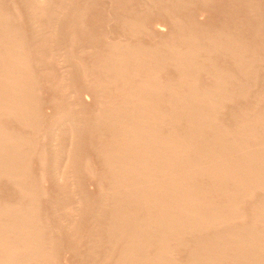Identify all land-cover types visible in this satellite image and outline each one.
<instances>
[{
  "label": "bare ground",
  "instance_id": "obj_1",
  "mask_svg": "<svg viewBox=\"0 0 264 264\" xmlns=\"http://www.w3.org/2000/svg\"><path fill=\"white\" fill-rule=\"evenodd\" d=\"M17 1L20 3L22 2L21 6H23L22 9L24 8L23 9L25 11L24 13H27L26 10L29 11L28 8L26 7H29L31 11L32 9L33 11L34 9H36L37 11L40 9L38 7H42V8L44 7V9L50 8L49 5L55 3L56 5H58L57 9H59V7H61L62 4L66 6V4L69 3V0H67L68 2L65 0L67 2L66 4L62 3L63 2L62 0H60L62 2H60L59 0H56V2L55 0L54 1L53 0H23V1L17 0ZM57 1H59V3ZM139 1H137V4L136 3L135 4L136 6L141 8L140 5H138ZM144 1L141 0V2L143 3V4L141 3L142 5H145ZM149 1L151 2L152 0H147V2ZM191 1L169 0L168 2L167 0L168 4L159 9V13L160 10L162 9L163 15L165 16L164 17L162 15V17H164L163 20L160 19L162 22L161 21L159 22L158 20L159 18H161L160 15L158 16L159 18L156 19L154 18L155 16L157 17V14H159L157 9L163 5V3L160 2V0L158 1L162 5L159 6L158 3V7L155 10L157 13H155V11L152 10L151 13L152 12L153 13L152 14L149 13V15L151 16L148 15L150 18L154 16L153 15L154 13L156 14L154 17H152V20L151 19L149 20L151 21V23H153V20L156 21L158 20V22L155 21L154 24H151L153 26L154 31L155 29H157L158 31L159 28L156 27L161 26V24L163 25V27L167 26L168 29L170 25V27H172L171 28L172 32L176 30L175 33L177 35L170 32L173 35L169 36L171 34L167 33L168 35L165 34L167 35V38L164 39L167 40L170 37L169 41L171 42H168V40L167 42L164 41L162 42L159 34L158 36L160 38L159 40L158 39L157 40L159 41V43L161 42L162 43L156 47L154 46L152 47V44L150 43H149L150 46H147L146 44H142L141 42L140 44L137 43L136 45H133V47H130L132 46L131 43L128 44L127 42L130 34H131L130 38L134 37L133 35H135V37L132 40L130 39V42L134 40L135 42L136 40L141 41L140 32L143 31L138 28L141 24V22L138 23V21H140L139 19L142 16H140L141 14H138L140 13L139 11L137 13V9H136L137 7L135 8L134 4L133 6L132 4L129 6V7L132 6L131 12L130 9H124V11L126 10V12H130V15H133L134 13L133 7H134V9L136 10V14H138L140 17V18L137 17L136 20L134 19L135 21H137V25L135 24L136 22H129L131 21L129 13H127V15L124 16V18L126 17L124 21L122 17L120 21H118L119 23L121 21L125 23L128 17H129L128 19H130L127 21V24L129 22V24L127 25V29H129L128 33H126V31L124 32V30L123 33L118 31L121 34L129 35L126 36L128 38V39L126 38L127 40L124 39L126 40L127 44L126 42L124 43V40L121 38L123 36L119 37L120 34H117V37H119V39L116 37L117 38L116 41L120 40V43L116 42V44L115 43L110 44L109 42L108 46H106L107 44L106 42L108 41V39L106 42L104 41L103 43L104 44L106 43L105 45H102L104 46V48L105 47L109 48V45H111L110 53L109 56L106 55L107 53L105 54L104 51L105 50L107 51L108 48L104 49L102 47L103 54L108 57L104 56L107 59L103 57L106 61L101 56L99 57L102 58V62L103 61L106 62L105 65H107L108 63L107 65L108 68L104 64H102L100 60H98V62L96 61L97 63L95 64L98 65L100 61L101 64L104 65V67L107 69V72H105L106 70L105 71L102 70L103 72L107 73V75L104 74L105 75L104 78L100 77V75L103 73V72L100 73L101 69H103L104 67H102L101 65L102 68L98 70L100 64L99 66H93L94 62H92L93 64L92 67L93 68L95 67L96 69L95 72L100 73L99 76H97L95 73V77L96 78L98 77L97 79L99 78H103V79L92 81L93 79H95L93 77L94 75L92 74V76L91 75L90 76L93 79H91V82L89 81L90 83L88 82L89 85L87 84L88 86L87 87L85 86L86 88L84 89V91L82 90L83 87L81 85L80 86L82 88L80 87L81 89L78 88L79 90L78 89L76 90L78 98L80 96L78 94V91L81 92L80 94L82 97L83 96L93 97L92 95H94L93 99H95L94 101L96 103L99 100L97 99L96 101V97L100 98L103 95L102 94L101 96H99L100 92L107 93L106 94L107 97L109 96L111 97V95L115 93L117 94L115 95V97L118 96L116 100H114V96L112 97L113 102H111V98H110L109 101L111 102V104H109L110 106L107 105V107L109 108H105L106 103L105 106L102 107V109L103 108L106 109L105 115L101 114V116H103L102 118L100 117V115L96 116L98 112L94 114L93 118L95 119L97 118L98 120V117H100L99 121L97 120L91 121L92 119L90 118L92 116L87 117L89 118L88 120L91 121L89 122L92 123L91 126H89L90 124L88 120H85L89 124L87 125V127L89 126L90 129L89 132L94 133V136L97 134V136L102 141L101 144L99 141L96 142L93 141L91 142L92 146L94 142H95L94 143L95 146L96 143L98 145L100 144L101 146L103 143L102 147L98 145L97 146L101 147L99 151L102 154L101 155L102 160L103 157L106 158L101 162L105 164L107 170L109 169L108 173L110 175L109 182L107 180V182L110 184L109 189H108V185L106 186V188L108 189L107 193L100 195V197L97 198V201L95 203H93L94 201L91 200L93 203V207H95V209L93 208L94 209L93 211L91 209L92 211L91 216L92 218L93 217L94 218L93 220L92 219L90 220H92V222L95 225H97L98 229H96V232L94 229L95 233L91 231V233L93 232V234H95L93 236L94 239H92L93 237L92 238L90 237L91 236L90 233L91 228H90L88 233V236L89 235L90 236L88 238H91L92 241L90 242L89 241L90 239L87 238V243L90 242L92 244L94 242L93 245L90 244V246H92V249L95 244L99 243V245L98 246L96 245V248L95 247L94 248L96 249V251H98L97 249L100 250L101 248L103 254H101L102 256L101 260L99 258V261L96 263H94V260L97 261L98 258L94 257L96 259L93 258L89 260L88 257V261H87V257H86L85 260L87 264H91V263L92 264H264V109H263L264 105L262 107V103H261L264 100V96L263 99L261 97V94L264 95V77H262V75L264 76V57L261 56L259 57L256 54H254V50H260L259 46H261L260 44L261 42H259L258 41L259 39L257 40L258 37L256 38L255 36L254 37L256 41L254 42L253 34L250 35L251 38L253 39V42L254 43L259 42L260 44V45H257V43L253 44V46L255 45L257 47V49H254L252 44L246 39H244L246 40V43L239 42L240 39L239 35L240 34L243 35L241 32L243 30L245 31L244 27H247L249 25L248 23L247 24L244 23L247 26L243 24L244 29L242 28L243 30L241 29L242 30L241 31L238 26L239 24L242 25V23L238 24L237 23L238 19H236V22L234 23L235 24L237 23L238 28L236 27V29H239L240 34L236 35L237 33L236 32L235 35L238 37L235 38L236 36L234 34L229 33L230 35H228L224 30H222L224 31V33L221 32L222 28H220V31H217L219 29H217V27H214L215 25L211 26L210 28L205 27V29L206 28L211 29L213 27L212 30H215L214 28H216V31L210 30L211 32H206L207 30H204L203 28L204 25L202 26L204 31L203 30L197 31L199 30L201 24L200 23L198 24V21L200 20H196L198 15H196L197 17L194 15L196 12V10L194 11V9H193L194 12H191V14L194 13L192 17L193 16L196 17L195 20L197 21L196 22L197 27L199 25L198 29L195 24H192L193 22H195V20L193 22H191L192 20L189 22L190 19H188V17L192 19L190 14H188L190 11H188L187 14L189 16H187L186 15L187 10L186 11L184 10L186 16L184 15V13L183 15L184 17L187 18H183L182 20L183 23L181 22L182 17L181 18L173 17L174 13H178L180 10L183 11V8L187 7L188 4H189L188 5L189 8L191 5L190 4ZM204 1L205 0L196 1L199 2L198 4H200V6H198L199 8L197 7L195 8L197 10L199 9L200 13H198L199 11L198 10L196 14L202 15L204 13L203 12L204 9L202 8L200 9L201 3H203ZM235 1L236 0H233V2L231 0L230 1L226 0L227 4L229 2H231L232 4L236 3ZM246 1L241 0V2H244L241 3L243 4L241 5L238 4L239 3L238 0L237 1L238 3L233 4L234 6L233 10L235 8L238 9L237 6L235 7V5L238 6L241 5V7L243 8L246 3L245 6L248 7L250 3L249 1L247 2ZM5 2L8 3L7 0H5ZM24 2H25V7H24ZM9 3H11V5L14 4L12 3L11 0ZM152 3L154 2L152 1L151 4ZM16 4L17 3L15 2V5ZM70 4L71 3H69L66 7H68ZM204 4L206 3L204 2ZM232 4L228 6L230 7ZM253 4L250 5L252 6ZM257 4H255L256 7ZM260 4L262 3L260 2ZM260 4L257 7L259 11L256 8L258 14L254 10V7L252 6V8H250L249 5V9L252 11L254 10L256 12L257 17L260 16L259 26L257 23L258 18H256L255 20V17L251 16L252 14L253 16L255 15L254 11H253L254 13L252 12L250 14L251 17L247 18V19L251 18L252 19L251 21L254 20L256 21L257 24L253 22L256 25L251 23L250 26V27H252L253 25L256 27L258 26V28L256 27L252 28V31L253 29H255L254 32L259 30H261L262 32L264 28L263 26L264 0L262 6ZM6 5L4 6L3 0H0V181L5 180V182L6 181L9 182L10 185L12 184L13 187L10 186V189L8 188L11 191L7 192V194H11V193L14 194L12 191L14 188L16 197L14 198L15 195L12 197L14 199L13 201L10 200L6 201V199L4 200L0 197L1 200L4 201V202H0V264H55V259L56 260L59 259V255H60L59 253L58 255L55 250L56 249L60 250L61 248L63 249L62 246L64 244L61 246L60 244L62 243H59L60 241H58L60 240V238L57 239L58 238L57 235L59 233L58 231L60 229L56 227L59 229L57 231L58 233H56L55 231L57 230L56 228L53 230L52 229L53 227L51 228V226L49 227L48 225H46V224L50 225L52 222L51 223H46V221L43 222V219H47V218H43V217H42L43 219L41 218V215H43V213L41 212L43 210L41 212L38 210L37 207L40 205L37 206V204H39L37 199H39V195L41 191L42 193L40 197L46 194V192L44 193L43 188H41L42 187V185L40 184L41 181L39 182L37 181L38 179L36 178L38 177H36V175L34 174L35 172H32L31 170L30 159L32 158L35 159L38 156L36 159L37 162L39 159L38 166H40L42 169L45 170L46 176L47 175L49 176L47 180L50 179L52 185L55 184L54 186L56 187L59 182H63V181L68 182L67 179H69L70 177L73 178L74 174H75L74 177H76V174L78 175L79 171L83 173L85 170L84 171L81 170L83 168H86L83 167V165L82 166L77 165L78 167H75V165L78 164V162L75 163V160H73L74 161L73 164L75 165L74 168L72 167V169H70L69 166H72L70 164L72 163L71 159L73 158L72 154L74 153L72 152L71 155L68 154L66 155L67 157H64L65 149L59 142H57V141H61L59 140L62 138L60 135L61 134L71 135L70 139H69L70 135H68V140H70L69 141L70 148L72 147V149H75V151H78L76 148H79L81 145H83L84 147V144H86L88 140L86 141V143L83 142L84 144H82L79 140V133H78L80 132L79 131L80 127L76 128L77 130L74 129L75 127L73 128L72 122L76 124V126L82 125L79 124V122L77 124L76 123L77 121L74 122L75 119L73 118V116H76L77 113L75 112L76 115L73 113V116H70L71 113L70 111H69L70 113L68 111H63L64 113L65 112L68 113L67 114L63 113L64 115L63 114L61 115V113L59 114L58 111H60V109L62 111V107L59 106L60 109L58 110L59 107L57 108L55 106L56 107L54 108L55 110L53 108L52 109L56 113L58 112V117L55 118V116L57 115L52 114L55 119L53 118L54 119L53 120L50 117L49 120L52 119L53 121L51 120L49 122L48 120L47 122L49 125L45 124L47 127L45 126H43L44 128L41 127L42 130L44 131H41L42 135L40 134V136L41 137L43 136L44 139H47V142L44 143L45 145H42L41 147L42 143H40V141L38 142L37 139L39 137L38 135L39 131L41 130V129L39 130V126H41L42 124L39 125L37 124L38 122L36 121V119H39V117H37V113H39V111L37 112V110H40V107L39 109H37L38 107L36 106L39 102H36L35 104V100H34L35 91L33 93L34 83L33 81L30 80L31 77L30 73L34 69L30 70L32 67L29 69V66H31L32 64L28 66L29 62L27 61H29L30 59L27 57L28 59L26 60L24 56L25 55L24 50L27 49H23V47L26 48L27 45L23 46L22 44H24L25 42L22 43V40H19V38L17 37V35L19 37L21 36L19 31L18 33L20 35L19 34L16 35L15 33V31L18 30L19 27L16 26V22H14V18H13L14 16L12 15V13L11 15L13 17L12 16L8 17L10 16V14L9 15L7 14V12L9 11L5 10V7L9 8V10H11V8L10 5L9 6ZM146 5L149 4L147 3ZM152 5L153 7H155L154 4ZM152 5L148 6L149 10H151V8L149 7H152ZM203 5L202 7L204 8ZM55 6L52 7L56 8ZM260 6L261 8H259ZM143 7L145 8V10H148L146 9L147 6H143ZM179 7H181L180 10ZM227 7L225 3V8L224 7L223 8L226 9ZM141 9L143 15L144 13L148 14L146 13V11H144L143 8ZM171 9L172 12H174L175 9L179 11L177 12L175 11L172 14L170 13ZM228 9H231V7ZM228 9L227 12L225 10L224 11L222 10V12L228 13L229 12ZM249 9L248 12L250 13ZM46 10L48 11L49 9ZM50 10H53V14L55 15L54 9L50 8ZM47 11L45 12L44 10L45 13L43 12L41 14L45 15ZM234 12L232 11L229 13L231 14L233 13V16L234 15L236 16ZM249 13H247L248 15L246 16H249ZM38 14L40 13L37 12V15ZM41 14L39 16L36 17L33 16V17L37 19L38 17L41 16L42 18ZM26 15L28 16L29 13ZM32 15H36V13L34 12ZM47 15L49 18L50 15L49 14ZM226 15L227 14H225V16ZM204 16H206V14ZM230 16L228 15V17ZM233 16H231L232 19H235L237 17H240L241 15L239 16L238 14L237 17L235 18H233ZM244 16H242V18L240 19L245 20L243 18ZM132 17H134V15ZM9 18H12L13 22L11 21L12 19L10 20ZM29 18H32L31 13ZM119 18L118 19L115 18V19L119 20ZM143 19H145V17L144 18L142 17L141 21H143ZM146 19L145 20L148 22L146 23L150 24L148 18ZM178 19H180V21ZM184 19H187L188 21L187 23L189 25L186 23V20L184 21ZM145 20L143 22H145ZM233 21L235 20H232V22ZM226 22L227 21H225V24ZM245 22H249V20L248 21L245 20ZM13 23L18 29H16V27L13 25L16 29L14 30V27L12 26ZM130 23L131 25L134 26L136 25L135 28L139 30H135V28L133 27L131 30V27L129 26ZM184 23L186 25H183ZM121 24L122 23H120V26L125 29L126 27L123 26V24L122 25ZM190 24L194 26L192 27L190 26ZM143 25L144 24L142 23L140 28H144L145 25L144 26ZM120 26L119 29L122 31L123 28H120ZM148 26L150 28L148 29L144 28L145 33L146 30L147 31L153 30L151 29L152 26L150 25ZM177 27L181 29L185 28L184 30L182 29L184 34L181 35L182 30L180 33L179 32L180 29L178 28L177 30ZM226 27L229 28V26ZM233 28H235V26H233ZM33 29H35V32L37 31L36 28ZM194 29H196L197 32H200V34L197 32L195 33ZM247 29H249V27ZM154 31H152V33H154L155 35V32L157 31L155 32ZM177 31L180 33V36H178L179 33ZM226 31L230 32L229 30ZM161 32L162 31L160 30V33ZM145 33L143 34L141 33V34L144 35L143 37L147 38V36H145L147 34ZM152 33L149 32V35ZM156 35L154 37H158ZM231 35H234V37H232ZM255 35L257 36V34ZM136 37L137 39H135ZM149 37L152 38L153 34L152 36L150 35ZM260 38L262 37L260 36ZM111 39H109V41L112 42V40L115 39L114 36L113 39L112 40ZM121 40H123V43L121 42ZM155 40L153 39V41ZM19 41H21L20 44ZM158 41L155 42L159 44ZM49 43H50L49 46L53 44V43L51 44V42ZM144 45H146L147 47H145ZM49 46H48L49 49H52V47H54L53 49L54 51L50 50L49 53L50 55L49 57L51 58V51H53V53L55 52V46L53 45L51 47ZM261 49L263 50L264 48L261 47ZM58 50L60 51V48L58 49L57 47L56 51L58 52ZM260 52L261 51L257 53L256 51L257 54H260ZM55 53L54 55H58ZM60 53L63 54V52L61 51ZM27 54L26 56H28ZM247 54H249V57ZM63 56L65 57V54L59 57L60 60L62 59L64 60V58H62ZM56 57L57 56H55V60ZM93 59L97 60L96 58H91V60ZM218 59L224 60V62L219 61ZM220 62L223 63L222 64L223 66L226 62L228 63L227 66L230 65V63L231 65L228 67L225 66L227 68L226 69L224 67L226 69L225 70L224 68H222V66H220ZM229 67H231V70L232 67H234V70H236L235 72L237 74L234 72V70H232L234 73L233 75L231 70L228 73L227 70L229 71L230 69ZM95 69L92 70L91 68L92 72ZM170 71L173 72L174 74L168 76V73L172 74ZM260 71L263 74L259 73V75H257L258 72ZM202 73H204V75ZM200 74L203 75L202 78L203 81L199 77ZM260 74H262L261 80L263 78V84L261 83L262 81L260 82V80L254 81V79H257L258 76L260 77ZM33 75L35 76V74H32V76ZM104 75L102 74V76ZM172 76L174 77V79L170 80L169 78L170 77L173 78ZM204 76L207 77L206 80H208L209 83L205 84L207 82L206 81L205 83H203L202 85L203 87H202L201 81L204 82L205 80L204 78H206ZM198 78L201 81H199ZM198 81L200 82V84L198 83L199 85H197ZM251 81H254L253 83L260 82L262 84L259 86V87L262 86L261 90H258L259 88L255 87L258 84L255 83L256 84V85L254 84L255 86L252 85L255 91L256 90L261 91L258 92V94L260 93V96L259 98H257V99L261 98L260 99L262 100L260 102L261 106L258 104L259 101L257 100H256L257 103L255 104L251 102L252 101L251 99H254L253 98L254 96L252 95L253 93L250 94L252 91L254 92V90H251L250 92V85H248L249 83H251ZM112 85L113 88H110L112 87ZM199 86H201V88ZM109 88L113 90L115 89V91L112 90L110 92L107 91V89ZM111 92L113 94H110ZM71 94L68 95L74 97L76 93L74 94V92L72 91ZM97 94L98 96H96ZM249 94L250 97H248ZM68 95L66 93V96ZM254 95L256 96V94ZM82 97L79 98V100L81 99L80 101H82ZM246 97L250 100L247 99H246L247 101L244 100ZM60 98L62 99V97ZM75 98L78 101L77 96H75ZM101 99H103L102 100L103 102L107 100L106 97L105 99L104 97H102ZM237 99L240 101L239 102L240 105H241V99L243 101H246V104L242 102V105L245 104L247 105V107L239 106V108L237 107L236 110L231 109L230 107H232V105L234 107V106H238L239 104L237 105L231 104L229 107L228 103L234 102V100L236 102ZM37 100H39V98ZM117 100L119 101L116 103L115 101ZM102 101L98 103H101ZM247 102H251V105L250 103ZM39 104L42 105L41 103ZM65 105H67V103ZM68 105L66 106L67 107L66 110L67 109L71 110L72 108L70 107L71 109H69ZM226 105H227L226 113H229L228 109L229 110L231 109V111H233V113L231 112L232 114H230V116L227 117L225 116L226 119H229L230 117L228 121H231V123L226 120H224V122L220 120L221 116L223 118V115L225 114L223 110H225ZM46 108H49V106H47ZM221 111L223 112V114H221ZM41 113L44 112L41 111ZM99 113H102L101 110ZM7 116L12 118L15 117V119L18 118L20 125L17 123V120L14 119V121L16 122L17 125H19L18 127L21 128L22 133L26 134L28 132L27 135L30 134L28 130L27 132H23L22 128H25L24 131H26V128L31 130L30 136L27 135L23 136L22 134H18V132H21L18 130H16V133H14L16 129L15 126L14 129L12 128L14 132H9L8 131L9 128H7L8 130H6V126H3L4 123H2V120L4 119L5 121V117ZM81 117H82L81 120H83V115ZM12 118H10V121ZM80 118L78 119L77 117V120L80 121ZM8 119L9 118L6 119L7 120L6 122H8ZM225 121L230 124L225 123ZM1 123L2 126L5 127V131L2 128ZM85 127L83 128L82 125V128H80V130L81 129L84 130L87 128ZM12 129H10V131ZM81 132L82 133L88 132V128L87 131L85 130L84 132L83 131ZM89 132L88 134H90ZM82 133H81V137L85 134L84 133L82 135ZM88 134H86L85 139L88 137L87 136ZM94 136L92 135V137ZM97 136H95L96 140H99ZM36 142H38L39 144L38 146L36 145V147L39 146L41 147V149L39 148L40 150L37 148L39 150L38 151L39 153L38 152H37L38 154L36 153L37 156H35L34 154L35 152L33 151L34 148L33 145ZM62 144H65L66 146L69 145V144L67 145L64 142ZM95 146L93 147L96 148L95 151L98 153L99 152L97 150L98 147ZM81 150L83 152V149H80V151L78 152H81ZM82 152L81 154L83 155ZM79 155L80 154H78V156ZM98 156L100 157V155ZM82 159L81 161L84 162V159L83 160ZM32 161L33 160H31V162ZM34 162L36 163V161ZM82 173H79L80 175H78V177L81 176ZM105 173L106 174H104L103 172L102 174L107 175L106 171ZM34 175L35 178L33 177ZM106 178H108V175L105 176V179ZM40 180H42L41 176H40ZM44 180L46 179L44 178ZM50 180L48 181L50 182ZM38 184H40L41 187H39ZM6 185L7 184H5V187ZM64 185H61L62 186L61 188H65L63 187ZM61 188H57V190L59 189L58 192L61 191L60 190ZM103 188L106 189L105 187ZM0 190L2 191V187L0 188ZM62 190H66V188ZM256 191H259V193H256L257 196L258 194L261 196L260 192H262L263 196L257 197L255 194ZM66 192H67V198H69L68 195L70 194H68V191ZM62 193L63 192L61 191L60 196L62 197L64 196L66 198L65 196L66 193L64 192L63 195ZM76 195L77 193L75 194V196ZM254 195H255V199L257 198V200L252 198ZM60 196L58 197L59 201L57 203H59L62 198V197L60 198ZM75 196H73V199H71V201L74 202ZM251 198L255 202L254 205L252 206L250 205L251 208L248 214L247 213L244 214L246 216L245 218L246 220H244V215H243L244 211L242 210L241 212L239 210V207L243 206V204L240 205L242 202ZM253 200H250L249 203L252 204L251 201L253 202ZM71 201L67 200V202L65 203L66 204L68 202L72 203ZM54 202L56 201H53V203ZM75 202L78 203L79 201L75 200ZM60 203L64 204L63 201ZM60 203L57 204V207L62 209L61 208L62 205L60 206ZM76 203L73 204L74 208H76V206L78 205L80 206L81 202L78 204ZM247 203L248 201H246L245 203L246 207L244 205V209L246 210L249 208L248 207L249 205L247 206ZM67 205L66 207L62 206L63 207V211L61 214L62 218L63 216L66 215L65 214L66 211L64 210V208H67ZM68 206L70 207L71 204ZM57 207L55 206L54 209L56 210ZM69 207L68 210L66 209L68 211V214L70 213V211H72L71 210L72 207L71 208ZM79 209L80 208H78V210ZM240 209H243V207L242 208L240 207ZM59 211L57 212L55 211L57 215H59L58 212L61 213V210ZM74 211L76 212L77 210L74 209L73 213ZM45 215L46 213L44 214V216ZM73 215L76 214L74 213ZM52 216L53 215L51 214V217ZM54 216H53L54 218L58 217L56 215ZM69 216L71 217L72 215L70 214ZM70 217L67 218L71 220L72 218ZM60 219H56V222H58V220ZM72 222L75 221L72 220ZM63 224L64 226H66L65 221L64 223L62 222L61 225ZM72 224L73 223H71V225ZM61 225L60 227L64 228ZM67 226L69 225L67 224ZM55 235L57 236L56 240H54V238L56 237ZM73 236L70 237L69 241L76 240V239L73 240L75 238V236L74 238ZM55 241L56 242L58 241L57 242L58 244H56ZM76 242L74 243L72 242L71 245L72 246L75 245ZM79 242L80 241H78V243ZM69 244L67 245L69 246ZM56 246L57 247L61 246V248L59 247L56 248ZM90 246L88 247L89 249L87 248L88 250H92L90 249L91 248ZM71 249L74 250V246L71 247ZM96 251L95 254H98ZM115 251L118 253H115ZM88 252H89L88 255L91 254L90 256L91 258L93 255L95 256V254H93L94 249L92 252L90 251ZM180 252L184 253L183 259L182 257L179 258L181 255L178 256V258L181 260L177 258V254L178 255L181 254ZM100 253L101 252H99L98 255H100ZM55 255L58 257L56 258ZM88 255L86 254V256ZM114 256L116 257L114 258ZM90 261L91 263H88Z\"/></svg>",
  "mask_w": 264,
  "mask_h": 264
},
{
  "label": "rangeland",
  "instance_id": "obj_2",
  "mask_svg": "<svg viewBox=\"0 0 264 264\" xmlns=\"http://www.w3.org/2000/svg\"><path fill=\"white\" fill-rule=\"evenodd\" d=\"M12 1V3H14L13 5H11V3H9L10 2V0H7V2L9 3H6L5 2V0H3V2H4V6L6 5V4H8V5H6V6H9L10 5V8H11V10H9V8H7V7H5V10H7V11H9V12H7V14L9 15L10 14V16H8V17H11L12 15L14 16H12L13 18H14V22H16V26H18L19 27V29L15 26V24L13 23L12 24V26L14 25L15 27H16V29H18V30H16L15 29V27H14V30H16L15 31V33H16V35L17 34H19L18 33V31L20 32V34H21V38L17 35V37L19 38V40H22V43H27V44H22L23 46H26L27 45V47L25 48V47H23L22 45V47H23V49H27V50H24V56H25V58H26V60L29 58L30 60H31V62H30V60L29 61H27V62H29L28 63V66L29 65H31V66H29V69L30 70H32V69H34L31 73H30V80L31 81H33V83H34V87H33V93H34V91H35V93H34V96H35V98H34V100H35V104H36V102H39V103H41L42 105H40L39 103L36 105L38 108L37 109H39V107H40V110H37V112L39 111V113H37V117H39V119H36V121L38 122L37 124H42L41 126H39V137H38V142L40 141V143H42L41 144V147H42V145H45L44 143H46L47 142V139H44V137L42 136H40V134L42 135V133H41V131H44V130H42V128L41 127H43V126H45V127H47L45 124H47V125H49L48 124V120H49V118L51 117L52 119L54 118V116L52 115V114H56L57 116H55V118H57L58 117V112H59V114L61 113V115L64 113L63 111H70L69 113H70V116H73V113L75 114V112L77 113V115L76 116H73V118L75 119L74 120V122H76L77 124H78V122H79V124H82L83 125V128L86 126L87 127V125H89V126H91V124L92 123H90L91 121H95V120H97V118L95 119V118H93L94 117V114H96L97 112V115L96 116H99L100 115V117L102 118L103 116H101V114H103V115H105V108H109V107H107V105H109V104H111V102H113L112 101V97L114 96V100H116L117 99V97L118 96H116L115 97V95H117L116 93L115 94H113L112 92L110 93V94H113V95H111V97L109 96V97H107L106 96V94L107 93H102V92H100V94H99V96H101L102 94V97H104V99H105V97H106V99L108 100H105L104 102L102 101L103 99H101L102 97H96V96H98V94L95 96L96 97V101H97V99H101L100 101H102L101 103H98V102H100L99 100H98V102L96 103L94 100L95 99H93V97H94V95H92L93 97H91V96H88V97H82L81 96V92H79L78 91V94L82 97V101H80L79 100V98H81L80 96H79V98H78V95H77V89L78 88H80L81 86L83 87V91H84V89L89 85V83L91 82V79H93L91 76H92V74L94 75L93 77L95 78V79H93L92 81H94V80H102L104 77H105V75H107V73H105V72H107V69L104 67V65L106 64V60L105 59H107V58H105L104 56H106V55H108L109 56V53H110V46L111 45H109V48L108 47H105L104 48V46H102V45H105L106 43V46H108V43L110 42V44H112V43H115L116 44V42L118 43H120V40L119 41H116L117 40V38L119 39V37H121V36H125L124 38L123 37H121L123 40L124 39H126L127 37L126 36H129V35H125V34H121V33H123V30H124V32L126 31V33H128V30L129 29H127V25L129 24V22H136L135 24L137 25V21H135L136 20V18L137 17H139V15L138 14H141L140 16H142L143 18L145 17V19L146 18H148V21L151 19L152 20V17H154L156 14L155 13H157L155 10L157 9V7H158V3H159V6L160 5H162L161 3H163V5L161 6V7H159L157 10H158V13H159V9L160 8H162L163 6H165V5H167L168 3H167V0H165L166 1V4H165V1L164 0H160V2H158L159 0H152L154 3H152V4H154V6L155 7H153V5L151 4V2L149 3V2H147V0L146 1H144V0H142V1H144V3H145V5H142L143 3L141 2V0L139 1V0H69V3H71L70 5H72V6H68V7H66L69 3H67L65 0H62V1H60V2H62V3H64V4H66V6L65 5H63L62 3V6H61V4H60V6L62 7H59V9H57L58 8V5H56L55 3H53V1H52V5H49V7L51 8V9H54V13H55V15L53 14V10H50V8H45L44 9V7L42 8V7H38V8H40L39 10H37L36 11V9H34V11H33V9H32V11H33V13L35 12L36 13V15H32L33 13H32V11L29 9V7H26V8H28V10L29 11H27L26 10V12L27 13H24L25 11L22 9V7L23 6H21L22 5V2L20 3V2H18L17 0L15 1L14 0V2H13V0H11ZM23 1V0H22ZM59 1H57L58 3H59ZM65 1V2H64ZM122 3H121V2ZM136 1V2H135ZM137 1H139V3H138V5H140V7L141 8H143L144 9V11H146V13H148V14H145L144 13V15H143V12H142V9L141 8H139L138 6H136V4H137ZM163 1V2H162ZM191 1V0H190ZM196 1H200V0H194V1H191L190 2V7L188 8V5H187V7H184L183 8V11L182 10H180L181 9V7H179V10H176L175 9V11L177 12V11H179L178 13H174L175 11H174V9H173V11L174 12H172V9H171V11H170V13H174V18H178V17H182L181 18V22H182V20H183V18H187V17H184V15H185V11H186V15L187 16H189L188 14H190V16L192 17V15L194 14H191V12H194L195 10H196V12L199 10H197V9H195L196 7L197 8H199L198 6H200V4H198L199 2H196ZM202 1V0H201ZM228 1V0H227ZM230 1V0H229ZM232 2H233V0H231ZM238 0H236L235 2L236 3H238L237 2ZM242 1H244V0H242ZM246 1V0H245ZM247 1H249V3L250 4H253V2H254V4L252 5L253 7H254V10L256 11V8L259 6V4H260V2L263 4V0H247ZM246 1V2H247ZM15 2L17 3L16 5H15ZM55 2H56V0H55ZM128 2V3H127ZM131 2V3H130ZM168 2H169V0H168ZM196 2V3H195ZM204 2L206 3V4H204ZM203 3H201V7H200V9L202 8V9H204V13L202 14V15H199V14H196V12H195V16L196 15H198V17H197V19H196V17L195 16H193L192 17V19L190 18V17H188V19H190L189 20V22L191 21V22H193L195 19L196 20H200V21H198V24L200 23L201 25H200V28H199V25H198V27H197V21L195 20V22H193L192 24H195L196 25V27H197V29L199 28V30H197V31H200V30H203V28H204V30H207L206 32H211V31H216V28H214L215 30H212V28L211 29H209L211 26H213V25H215L214 27H217V29H219V30H217V31H220V28H222L221 29V32H223L224 33V31L226 32V34H228V35H230V34H234L235 35V33H236V35H239L240 34V31H239V29H236V27L238 26L237 25V23L239 24V23H242V25L241 24H239V28H240V30L244 27L243 26V24L244 23H248V25L249 26H247L246 24H244L245 26H247V27H244L245 28V31L243 30H241L242 32V34L243 35H239V42H244V43H246V40L247 41H249L251 44H252V46H253V44H256V43H254L255 41H256V39H255V37L257 38V40L259 41V42H261L260 44H261V46H259L260 47V50H254V54H256L257 56H261V57H264V55H263V53H264V49L262 50L261 49V47L262 48H264V28H263V30H262V32H261V30H259V31H256V32H254L255 31V29H253V31H252V28H255L256 26H254V25H256L257 23H258V26H259V22H260V16H256V12L254 13L252 10H250L249 9V5H248V7L247 6H245L246 5V3H245V5H244V7L242 8L241 7V5H243V4H241V3H244V2H241V0H239V3L238 4H241L240 6H238V5H235V7L237 6V8L239 9H234L233 10V8H234V6H233V4H236V3H231V2H229L228 4H227V2H226V0L224 1V0H205ZM208 2V3H207ZM258 4H257V3ZM20 3V4H19ZM57 3V4H58ZM120 3V4H119ZM136 3V4H135ZM142 3V4H141ZM149 4V5H146V4ZM225 3H226V7L228 6V5H230V4H232L230 7H231V9H228V8H230L229 6L226 8V9H224L225 8ZM73 4H75V5H73ZM123 4V5H122ZM132 4V6H133V4L135 5V8L137 9V13H138V11L140 12V13H138V14H136V10L134 9V7H133V11H134V13H133V11H132V13H133V15H134V17H135V15H136V17L134 18V17H132L133 15H130V12H131V8H132V6L131 7H129L130 5ZM152 5V7H149V8H151V10H149L148 9V6H151ZM193 4V5H192ZM197 4V5H196ZM204 4V5H203ZM255 4H257V7H256V5ZM262 4H260L261 6H262ZM20 5V6H19ZM56 5V6H55ZM85 5V6H84ZM105 5V6H104ZM142 5V6H141ZM157 5V6H156ZM202 5L204 6V8L202 7ZM27 6V5H26ZM55 6L56 8H53V7ZM143 6H147V8L146 9H148V10H145V8L143 7ZM205 6H207V7H205ZM224 8H223V7ZM252 6L250 5V8H252ZM261 6L259 7V8H261ZM24 7H25V2H24ZM72 7V8H71ZM194 7V8H193ZM240 7V8H239ZM246 7V8H245ZM7 8V9H6ZM37 8V9H38ZM64 8V9H63ZM76 8V9H75ZM178 8V7H177ZM192 8V9H191ZM220 8V9H219ZM223 8V9H222ZM242 8V9H241ZM250 10V13L248 12V9ZM14 9V10H13ZM46 9H49L48 11L46 10ZM60 9H62V10H60ZM75 9V10H74ZM78 9V10H77ZM124 9H130V12H126V10L124 11ZM140 9H141V11H140ZM190 9V10H189ZM193 9H194V11H193ZM227 9L229 10V12H234V11H236V12H234V14H236V16L234 15L233 16V13L231 14V13H226L227 12ZM241 9V10H240ZM245 9V10H244ZM42 10V11H41ZM44 10H45V12L47 11V13L44 15V14H41V13H43L44 12ZM61 12H60V11ZM83 10V11H82ZM152 10H154L155 11V13L153 14L154 16H152V17H150L149 18V16H151V15H149V13L150 14H152L151 13V11ZM162 10V9H161ZM160 10V13L159 14H157V17L155 16L154 18L156 19V18H159L158 16L160 15L161 16V18H159L158 20H159V22L161 21V20H163V18L165 17L164 15H163V10L161 11ZM185 10V11H184ZM222 10L224 11H226V12H222ZM257 10L259 11V9L257 8ZM11 11V12H10ZM31 11V12H30ZM52 11V12H51ZM56 11V12H55ZM57 11H59V12H57ZM122 11V12H121ZM150 11V12H149ZM188 11H190L189 13H188ZM207 13H206V12ZM37 12H39L41 15H42V18H41V16L40 17H38L37 19L35 18L36 16H39L40 14H38L37 15ZM44 12V13H45ZM73 12V13H72ZM124 12V13H123ZM162 12V13H161ZM237 12H240V13H237ZM243 12H245V13H243ZM249 13V16H246V15H248L247 13ZM254 13L255 15L253 16V14L251 15L252 17H255V20H256V18H258L257 19V23H256V21L254 20V21H251L252 19L251 18H249V19H247L248 17H251L250 16V14L251 13ZM11 13H12V15H11ZM29 13V15L27 16L26 14H28ZM30 13H31V17L32 18H29L30 17ZM63 13V14H62ZM127 13H129V16H130V18H131V21H129L128 22V24H127V21L128 20H130V19H128L127 18V20L125 21V23H123V21H124V19H126V17L124 18V16H126L127 15ZM183 13H184V15H183ZM188 13V14H187ZM198 13H200V10L198 11ZM201 13H202V11H201ZM260 13V12H259ZM47 14H49L50 15V17H51V19H50V17L48 18V15ZM51 14H52V16H51ZM80 14V15H79ZM85 14V15H84ZM110 14V15H109ZM171 14V15H172ZM178 14V15H177ZM182 14V15H181ZM206 14V16H204ZM225 14H227L226 16H225ZM230 14H231V16H233V18H235V17H237V15L239 14V16L240 17H237V18H235V19H232V17L230 16ZM257 14H258V12H257ZM76 15V16H75ZM114 15V16H113ZM147 15V16H146ZM149 15V16H148ZM162 15L164 16V17H162ZM176 15V16H175ZM185 15V16H186ZM228 15L230 16V17H228ZM245 15V16H244ZM260 15V14H259ZM25 16V17H24ZM33 16H35V17H33ZM59 16V17H58ZM203 16V17H202ZM221 16V17H220ZM225 16V17H224ZM242 16H244L243 18L246 20V21H248L249 20V22H245V20H243V19H240V18H242ZM53 17V18H52ZM56 17H57V19H56ZM62 17V18H61ZM110 17V18H109ZM120 17V18H119ZM121 17H122V19H123V21H121L120 23H122L123 24V26H125L126 28L124 29L123 27H121L120 26V23L118 22V21H120V19H121ZM141 17V18H142ZM195 17V18H194ZM201 17V18H200ZM224 17V18H223ZM34 18V19H33ZM60 18V19H59ZM84 18V19H83ZM115 18H119V20H117V19H115ZM140 18V17H139ZM141 18L139 19L140 21H138V23H140L141 22V24H140V26L142 25V23L145 25V29L147 28H150L148 25H150V26H152L151 24H154V22L156 21V20H153V23H151V21H149L150 22V24H147L148 22L145 20V19H143V21L145 20V22H143V21H141ZM204 18V19H203ZM220 18V19H219ZM231 18V19H230ZM10 20L12 19V18H9ZM34 20V22H33V20ZM50 19V20H49ZM75 19V20H74ZM132 19H133V21H132ZM135 19V20H134ZM161 19V20H160ZM214 19V20H213ZM236 19H240L239 21L237 20V23L235 24L234 22H236ZM254 19V18H253ZM28 20H30V21H28ZM69 20H70V22H69ZM158 20L156 21V22H158ZM179 21H180V19H178ZM186 20V23L188 22L187 21V19H184V21ZM224 22H223V21ZM229 20H231V21H229ZM232 20H235V21H233L232 22ZM243 20V21H242ZM12 22H13V19L11 20ZM43 21V22H42ZM113 21V22H112ZM221 21H222V23H221ZM225 21H227L226 22V24H225ZM40 22H42V23H40ZM45 22V23H44ZM77 22H78V24H77ZM147 22V23H146ZM162 22V21H161ZM230 22V23H229ZM232 22V23H231ZM253 22H255L256 24H254ZM34 23V24H33ZM40 23V24H39ZM49 23V24H48ZM112 23V24H111ZM183 23V22H182ZM220 23V24H219ZM251 23H253L252 25L254 26H252V27H250L251 26ZM51 24V25H50ZM52 24H54V25H52ZM69 24V25H68ZM74 24V25H73ZM121 24V25H122ZM188 24V23H187ZM192 24H190V26H192ZM207 26H206V25ZM223 24V25H222ZM225 24V25H224ZM230 24V25H229ZM68 25V26H67ZM76 25V26H75ZM101 25V26H100ZM135 25V26H136ZM143 25V26H144ZM160 25V24H159ZM168 25V24H167ZM183 25H186L185 23L183 24ZM189 25V24H188ZM204 25V26H203ZM36 26V27H35ZM54 26V27H53ZM119 26H120V28H123L122 29V31L119 29ZM130 27H131V30H132V27L133 28H135V26L134 25H131V23H130V25H129ZM140 26L138 27L140 30H142L143 32H140V35H141V41H137L136 40V42H135V40L134 41H131L130 42V39L132 40L134 37H135V35H133L134 37H131L130 38V36H131V34H130V36H129V39H128V44H130L131 43V45L132 46H130V47H133V45H136L137 43L138 44H140V42L142 43V44H146L147 46H150L149 45V43L150 44H152V47L154 46V47H156V46H158V45H160L163 41L164 42H167V40H168V42H171V41H169L170 40V37L169 36H172L173 34H176L175 33V31L176 30H174V32H172V30H171V28L172 27H170V25H169V29L171 30H169L168 29V27L167 26H165V27H163V25L161 24V26H158V27H156V28H159L158 29V31H159V33H158V31H157V29H155V31H157V32H155L154 31V29H153V26H152V28L151 29H153L152 31H154L155 32V35H156V33H157V35L156 36H158L159 34V36L161 37H154L155 35H154V33H152V31L150 30H148L150 33H152L153 34V37L152 38H150L149 36L151 35L152 36V34H150L149 35V32L146 30V33L144 32V28H140ZM146 26H148V27H146ZM194 26V25H193ZM192 26V27H193ZM202 26H203V28H202ZM226 26H229V28L228 27H226ZM233 26H235V28H233ZM258 26L256 27V28H258ZM264 26V25H263ZM47 27V28H46ZM162 27V28H161ZM189 27V26H188ZM205 27H209V28H206L205 29ZM237 27V28H238ZM249 27V29H247ZM33 28H36L37 29V33L35 32V29H33ZM39 28V29H38ZM41 28V29H40ZM52 28H53V30H52ZM69 28H71V29H69ZM161 28V29H160ZM178 28L179 27H177V30H178ZM226 28V29H225ZM250 28H251V30H250ZM139 29H136L135 28V30H139ZM163 29V30H162ZM180 29V33H181V30L183 29H181V28H179ZM185 29V28H184ZM183 29V30H184ZM21 30V31H20ZM29 30V31H28ZM57 30V31H56ZM65 30V31H64ZM160 30L162 31L161 33H160ZM183 30H182V33H181V35L182 34H184V32H183ZM195 30V33L197 32L196 31V29H194ZM203 30V31H204ZM211 30V31H210ZM222 30H224V31H222ZM226 30H229L230 32H227ZM231 30H232V32H231ZM238 30V31H237ZM248 30H250V31H247ZM69 31H70V33H69ZM118 31H120L121 33H119ZM133 31H134V29H133ZM235 31V32H234ZM253 33H252V32ZM28 32V33H27ZM55 32V33H54ZM170 32H172L173 34H171ZM178 32V31H177ZM178 32V33H179ZM251 34H250V33ZM69 33V34H68ZM80 33V34H79ZM143 33H145V34H147V35H145V36H147V38L146 37H143L144 35H142ZM167 33H169V34H171V35H169L168 37V39L167 40H165L164 38H167ZM180 33H179V35L178 36H180ZM197 33H199L200 34V32H197ZM230 33V34H229ZM248 33H249V35H248ZM19 34V35H20ZM61 34H62V36H61ZM117 34H120V36L119 37H117ZM165 34H167V35H165ZM253 34V37H254V42H253V39L251 38V36L250 35H252ZM255 34H257V36L255 35ZM56 35V36H55ZM58 35V36H57ZM68 35V36H67ZM116 35V36H115ZM149 35V36H148ZM165 35V36H164ZM177 35V34H176ZM234 35H231L232 37H234ZM235 35V36H236ZM244 35H245V37H244ZM259 35V36H258ZM54 36H55V38H54ZM65 36H67V37H65ZM112 37V39H113V36H114V40H112L111 39V37ZM138 36H139V34H138ZM163 36V37H162ZM195 36H198V35H195ZM246 36H248V37H246ZM260 36L262 37V38H260ZM39 37V38H38ZM104 37H105V40H104ZM110 37V38H109ZM117 37V38H116ZM238 36H236L235 38H237ZM242 37H243V39H242ZM51 38V39H50ZM52 38H54V39H52ZM98 38V39H97ZM120 38V39H121ZM140 38V37H139ZM139 38H138V40H139ZM144 38V39H143ZM146 38V39H145ZM150 38V39H149ZM155 38H156V40H155ZM159 38L161 39V43H159ZM50 39V40H49ZM107 39H108V41H107ZM109 39H111L112 40V42L111 41H109ZM126 39V40H127ZM135 39H137V37L135 38ZM142 39H143V41H142ZM153 39L155 40V41H158V43L159 44H157V42H155V41H153ZM158 39V40H157ZM163 39V40H162ZM244 39H246V40H244ZM252 39V40H251ZM24 40V41H23ZM26 40V41H25ZM36 40V41H35ZM55 42H54V41ZM123 40H121V42L123 43ZM126 40H124V43L126 42ZM241 40V41H240ZM251 40V41H250ZM83 41V42H82ZM106 42L105 44L103 43V42ZM145 41V42H144ZM237 41H238V39H237ZM49 42H51V44L53 45V46H55V54H58L59 55V53H60V51L61 52H63V54L62 53H60V55L58 56V55H54V53H53V49H54V47H52V49H49L48 48V46H49ZM65 42V43H64ZM87 42V43H86ZM127 42H126V44H127ZM134 42V43H133ZM144 42V43H143ZM151 42H153V43H151ZM249 42H248V44H249ZM259 42L257 43V45H260L259 44ZM21 43V41H19V44ZM57 45H56V44ZM133 43V44H132ZM154 43H156V44H154ZM59 44V45H58ZM29 45V46H28ZM37 45V46H36ZM52 45H50L49 47H51ZM146 45H144L145 47H147ZM129 46V45H128ZM142 46V45H141ZM29 47V48H28ZM40 47V48H39ZM57 47H58V49L60 48V51L58 50V52L56 51V49H57ZM104 49H106V48H108L109 49V51H108V49H107V51L105 50H103L104 52H105V54L106 55H104L103 54V52H102V49L103 48ZM254 47V49H257V47L254 45L253 46ZM94 48V49H93ZM45 49V50H44ZM99 49V50H98ZM50 50H53V51H51V58L49 57L50 55H49V53H50ZM86 50V51H85ZM32 51V52H31ZM67 51V52H66ZM91 51V52H90ZM256 51H257V53H259V51H261L260 52V54H257L256 53ZM26 52V53H25ZM29 52V53H28ZM31 52V53H30ZM66 52V53H65ZM100 52V53H99ZM28 53V54H27ZM44 53V54H43ZM53 53V54H52ZM84 53V54H83ZM26 54L28 55V56H26ZM64 55L65 54V57L63 56L62 58H64V60L62 61V60H60V58L59 57H61L62 55ZM90 54V55H89ZM96 54H97V56H96ZM102 54V55H101ZM30 55V56H29ZM53 55V56H52ZM93 57H92V56ZM248 55V57H249V54H247ZM46 56V57H45ZM55 56H57L56 57V60H55ZM66 56H67V58H66ZM96 56V57H95ZM99 56H101L105 61H103L102 62V58H100ZM108 56H106V57H108ZM28 57V58H27ZM31 57V58H30ZM54 57V58H53ZM42 58H43V60H42ZM53 58V59H52ZM91 58H96L97 60H91ZM99 58V59H98ZM57 59H59V60H57ZM67 59V60H66ZM37 60H40V61H37ZM91 60V61H90ZM98 60H100L101 62H102V64H104V65H102L101 64V62L99 61V63H98V65H96L95 63H97L98 62ZM219 61H222V62H224V60H220V59H218ZM56 61H58V62H56ZM97 61V62H96ZM92 62H94L93 64H92ZM105 62V63H104ZM222 62H220V66H222V68H224L225 66H227V62L224 64V66L222 65L223 63ZM43 63V64H42ZM61 63H63V64H61ZM91 63V64H90ZM216 63H219V62H216ZM40 64V65H39ZM51 64V65H50ZM56 64V65H55ZM79 64V65H78ZM99 64H100V67H98V70L99 69H101L102 67H104L103 69H101V72L100 73H102L103 71L102 70H106L105 72H103L102 74L104 75V76H102V74L100 75V73H98V72H95L96 71V69H95V67L93 68L92 67V65L93 66H99ZM72 65V66H71ZM89 65V66H88ZM90 65H91V67H90ZM101 65H102V67H101ZM107 65H108V63H107ZM107 65H105L106 67H107ZM230 65H231V63H230ZM230 65H228V66H230ZM227 66V67H228ZM90 67V68H89ZM59 68V69H58ZM89 68V69H88ZM91 68H92V70L93 69H95L93 72H92V70H91ZM108 68V67H107ZM226 68V67H225ZM224 68V69H225ZM230 69H229V71L227 70V72L229 73L230 72V70H231V67H229ZM227 69V68H226ZM225 69V70H226ZM232 70H234V67H232ZM231 70V71H232ZM38 71V72H37ZM90 71H91V73H90ZM236 70H234V72H235ZM171 72V71H170ZM95 73H96V75L97 76H99L100 75V77H103V78H99V79H97L96 77H95ZM172 74H170V73H168V76H171V75H173L174 73L173 72H171ZM236 73V72H235ZM259 73H262L261 71L260 72H258V74L257 75H259ZM32 74H35V76L33 75L32 76ZM86 74V75H85ZM203 75H204V73H202ZM202 74H200V78L202 79L203 78V75ZM234 73H233V71H232V75H233ZM237 74V73H236ZM236 74H235V76H236ZM263 74V73H262ZM262 74H260V77H259V79H258V77H257V79H254V81L256 80V81H259L260 80V82L263 84V78H262V80H261V75ZM91 75V76H90ZM202 75V76H201ZM206 75V74H205ZM44 76V77H43ZM175 76V75H174ZM207 76V75H206ZM206 76H204V77H206ZM34 77V78H33ZM36 77V78H35ZM58 77V78H57ZM70 77V78H69ZM85 77V78H84ZM173 77V76H172ZM262 77H264L263 75H262ZM72 78V79H71ZM75 78V79H74ZM87 78V79H86ZM242 78V77H241ZM240 78V79H241ZM39 79V80H38ZM170 80H173L174 79V77L173 78H169ZM199 79V78H198ZM205 80H204V82H202L203 81V79H202V81L199 79V81H201V86L203 85V83H205L206 81V83L205 84H207V83H209V81L208 80H206L207 79V77L206 78H204ZM239 79V80H240ZM242 80V79H241ZM35 81H37V82H35ZM90 81V82H89ZM197 82V85H199L200 84V82ZM254 81H251V83H249L248 85H250V92H251V90H254V92L252 91L250 94H252L254 97V99H251L252 101L251 102H253V104H255V103H257V101H259V105L262 103V107H263V105H264V103H263V101L262 100H260V99H257V98H259V96H260V93L258 94V92H261V91H258V90H261V87H259L260 85H262L260 82V84L257 82H255L256 84H258V85H256L255 83H253ZM57 82V83H56ZM87 82V83H86ZM89 82V83H88ZM238 82H241V81H238ZM199 83V84H198ZM36 84V85H35ZM62 84V85H61ZM73 84V85H72ZM83 84H84V86H83ZM86 84V85H85ZM88 84V85H87ZM204 84V85H205ZM256 86H255V85ZM61 85V86H60ZM81 85V86H80ZM255 86V87H257V88H259L258 90H256L255 91V89H253V86ZM38 86V87H37ZM86 86V87H85ZM201 86H199L200 88H201ZM81 87V88H82ZM203 87V86H202ZM252 87V88H251ZM80 88V89H81ZM110 88H113V85H112V87H110ZM107 89V91H115V89L113 90V89ZM115 88V87H114ZM256 88V89H257ZM58 90V91H57ZM65 90V91H64ZM69 90V91H68ZM79 90V89H78ZM72 91L74 92V94H75V96H77V99H78V101L76 100V98H75V96L74 97H72L71 95V93H72ZM106 91V92H107ZM60 92H62V93H60ZM63 92H64V94H63ZM108 92V93H109ZM66 93H67V95L68 94H71L69 97L68 96H66ZM62 94V95H61ZM73 94V95H74ZM250 94L248 95V97H250ZM254 94H256V96L254 95ZM38 95V96H37ZM105 95V96H104ZM252 95H251V97H252ZM258 95V96H257ZM263 94H261V97H262V99H263ZM60 97H62V99L60 98ZM72 98V100H71V98ZM256 97V98H255ZM39 98V100H37ZM75 98V99H74ZM84 98V99H83ZM109 98V99H108ZM110 98H111V102L109 101L110 100ZM55 99V100H54ZM250 100V99H248L247 97L244 99V100ZM85 100V101H84ZM236 100V99H235ZM235 100H234V102H229L228 104H229V107H230V105L231 104H239L238 106H234L233 107V105H232V107H230L231 109H235L236 110V108L238 107L239 108V106L240 107H247V105H245L246 104V101H243L242 99H241V105H240V101L237 99V101L236 102H238V103H236L235 102ZM257 100V101H256ZM67 101V102H66ZM93 101V102H92ZM107 101V102H106ZM119 100H117V101H115L116 103L118 102ZM256 101V102H255ZM262 101V102H261ZM46 102V103H45ZM64 102V103H63ZM72 102V103H71ZM109 102V103H108ZM114 102V103H115ZM242 102H244L245 104L244 105H242ZM251 102H247V103H250V105H251ZM261 102V103H260ZM67 103V105L69 106V109H71V110H66V106L67 105H65ZM81 103H82V105H81ZM105 103H106V107L105 108H103L102 109V107H104L105 106ZM48 104V105H47ZM52 104V105H51ZM65 105V107H64V105ZM71 104V105H70ZM74 104V105H73ZM103 104V105H102ZM113 104V103H112ZM227 104V105H228ZM252 104V105H253ZM39 105V106H38ZM58 105V106H57ZM227 105L225 106V110H223V112L225 113V114H227V115H223V118H222V116L221 115H219V116H221V118H220V120L221 121H223L224 122V120H226V121H228L229 119H230V117H229V119H226L225 118V116L227 117V116H230V114H232L233 113V111H231V109L229 110L228 109V112L229 113H226V111H227ZM43 106V107H42ZM47 106H49V108H46ZM51 106H53V107H51ZM58 108L59 106L60 107H62V111H61V109H60V107L58 108V110L60 109V111H58L57 113L54 111L55 109L54 108H56V107ZM110 106V105H109ZM248 106H249V104H248ZM261 106V105H260ZM71 107V108H70ZM42 108V109H41ZM54 110H53V109ZM64 108H65V110H64ZM94 108V109H93ZM50 109V110H49ZM75 109V110H74ZM81 109V110H80ZM264 109V108H263ZM45 110V111H44ZM52 110H53V112H52ZM57 110V109H56ZM94 110V111H93ZM100 110H101V112L102 113H99L100 112ZM234 110V111H235ZM41 111L42 112H44V113H41ZM51 113H49V112ZM47 112H48V114H47ZM68 112H65L64 114H67ZM104 112V113H103ZM223 112L221 111V114H223ZM232 112V113H231ZM41 113V114H40ZM88 113V114H87ZM63 114V115H64ZM229 114V115H228ZM42 115V116H41ZM48 115V116H47ZM51 115V116H50ZM83 115V120H84V122H83V120H81L82 119V116ZM53 116V117H52ZM92 116V117H91ZM59 117H60V115H59ZM77 117H78V119L80 118V121L79 120H77ZM87 117H91L90 119H92L91 121L90 120H88L89 118H87ZM100 117H98V120L97 121H99V118ZM7 118H9L8 119V122H6L7 120ZM10 118H12V117H5V121H4V119L2 120V123H4L3 124V126H6V130H8L7 128H9V132H14V128L16 127V129H15V132L14 133H16V130H18V131H21V128L20 127H18L19 125H20V123H19V119L17 118V119H15V117L14 118H12L11 119V121H10ZM42 118V119H41ZM54 118V119H55ZM86 118V119H85ZM14 119L15 120H17V123L19 124V125H17L16 124V122L14 121ZM40 119H41V121H40ZM51 119V120H52ZM53 119V120H54ZM51 120H49V122L51 121ZM52 120V121H53ZM85 120H88V122H89V124L87 123V121H85ZM41 123H40V122ZM100 121H101V119H100ZM225 121V123H227V124H230L231 123V121H228V122H230V123H228V122H226ZM45 122H47V123H45ZM82 122V123H81ZM2 123H1V126H2ZM84 123H85V125H84ZM87 123V124H86ZM226 124V125H227ZM72 125H73V128L74 129H76V128H82V125L80 126H76V124H74L73 122H72ZM2 126V128L4 129V131H5V127H3ZM15 126V127H14ZM89 126L87 127L88 128V132H89ZM231 126H232V124H231ZM85 127V128H86ZM228 127H229V125H228ZM13 128V129H12ZM44 128V127H43ZM80 128H79V131L80 132H78L79 133V140H80V142L82 143V144H84V143H86V141H87V145L86 144H84V147H83V145H81L79 148L80 149H83V152H82V150H81V152L83 153V155L81 154V152H78V151H80V149L79 148H76L78 151H75V149H72V147L70 148V140H68V135H70V134H66V135H64V134H61L60 136L63 138H61V139H59V140H61V141H57V142H59L63 147H64V149H65V153H64V157H67L66 155H68V154H70L71 155V153L73 152L74 154H75V156H74V154H72V159H71V161H72V163L70 164V165H72V166H69L70 167V169H72V167L74 168V165L75 164H73L74 163V161L73 160H75V163H77L78 162V164H76L75 165V167H78V166H82L83 165V167H86V168H83L81 171H84L83 173L82 172H80L79 171V173H82L81 174V176H79L78 177V175H80L79 173H78V175L76 174V177H74L75 176V174L73 175V178L72 177H70L69 179H67L68 180V182L67 181H63V182H59L58 184H57V188H61L62 186L61 185H64L65 183V185L63 186V187H65L66 188V190H62V189H65V188H61L60 190L63 192L62 193V195L64 194V192L66 193L65 194V196H66V198L63 196H60L61 195V191L60 192H58L59 191V189L57 190V188L54 186V185H52V182H51V180L50 179H48V180H50V182L47 180V178H49V176L47 175L46 176V174H45V170L44 169H42L40 166H38L39 164V159H38V162H37V154L39 153L38 151L41 149V147L39 146V147H36V145L38 146L39 144H38V142H36L33 146H34V148H33V151L35 152L34 154H35V156H37L35 159H30V165H31V170H32V172H35L34 174L36 175V177H38V178H36V179H38L37 181L39 182V181H41L40 182V184L42 185V187L40 186V184H38L39 185V187H41V188H43V190H44V193L46 192V194H42L43 196L42 197H40L41 196V193H42V191H41V193H40V195H39V199H37V201L39 202V204H37V206L38 205H40V206H38L37 208H38V210L41 212L42 210V212L41 213H43V215H41V218L43 217V218H47L48 219V217H49V219L47 220V219H43V222H45L46 221V223H51L50 225L49 224H46V225H48L49 227L51 226V228L54 230L56 227H58V228H56L57 230H55L56 231V233H58V238H57V236L54 238V240H56V238L57 239H59L60 238V240H58V241H60L59 243H62V244H60L62 247H63V249L61 248V246H58L59 248H61L60 250L59 249H56L55 251H56V253L59 255V259H55V264H57L58 262V264H83V263H85V264H87V262H86V257H87V261H88V257H89V260H91V259H93L94 257H96V258H98L97 259V261H95L94 260V263H96V262H98L99 261V258H100V260H101V254H103L102 253V251H101V248H100V250L99 249H97L98 251H96V245L98 246L99 245V243H97V244H95L94 246H93V249H94V252H93V254H95V251L99 254V252H101L100 253V255H98V254H95V256L93 255L92 256V258L90 257L91 256V254L90 255H88V251H90V252H92L93 251V249H92V246H90V242L92 241V239H94V235L95 234H93V232H94V229H95V232H96V229H98L97 228V225H95L93 222H92V220H93V218H92V216H91V212L95 209V207H93V203H95L96 201H97V198H99L100 197V195H102V194H106L107 193V191H108V189H109V186H110V184L108 183L109 182V178H110V175H109V173H108V170L106 169V166H105V164L103 163V162H101V161H103V160H105L106 158H104L103 157V160H102V157H101V153H100V151H99V149L103 146V143H102V146L100 145L101 144V140H100V138L97 136V134L95 135V136H97L98 138H99V140H96V137L94 136V133H91V132H89L90 134H88V132H84L85 130L87 131V128L86 129H81L80 130ZM10 129H12L11 131H10ZM24 129L25 128H22V130H23V132H27V130L29 131V133L31 134V130H29V129H27L26 128V131H24ZM46 129V128H45ZM77 130V129H76ZM81 131H83L84 133H82ZM81 133H82V137H81ZM18 134H22L23 136L25 135H27L28 134V132L25 134V133H22V131L21 132H18ZM30 134L29 135H27V136H30ZM86 134H88L87 136V138L85 139V137H86ZM92 135L94 136V137H92ZM64 136H66V137H64ZM92 138H91V137ZM81 137V138H80ZM90 137V138H89ZM105 137V136H104ZM43 138V139H42ZM65 138H67V139H65ZM71 138V135H70V137H69V139ZM83 138V139H82ZM95 138V139H94ZM42 139V140H41ZM85 139V140H84ZM89 139H90V141H89ZM102 139H103V136H102ZM105 139V138H104ZM92 140V141H91ZM43 141V142H42ZM93 141H99L100 142V144L98 145L97 143H96V146L94 145V143H93V146H95V147H98V146H101V147H98V153L95 151L96 150V148H94L93 146H92V143L91 142H93ZM105 141V140H104ZM103 141V142H104ZM68 143L67 145L68 146H66L65 144H62V143ZM84 142V143H83ZM89 142H90V144H89ZM89 145V146H88ZM92 147H91V146ZM98 145V146H97ZM36 147V148H35ZM39 150H38V149ZM91 148V149H90ZM34 149H36V150H34ZM69 149H71V150H69ZM95 152H94V151ZM38 152V153H37ZM68 152V153H67ZM37 153V154H36ZM76 153H77V155H76ZM34 154H33V156H34ZM78 154H80L79 156H78ZM96 154H98V155H100V157L98 156V155H96ZM32 156V157H33ZM76 156H78V157H76ZM97 158H96V157ZM76 157V158H75ZM80 157H82L83 159H84V162L83 161H81V159L82 158H80ZM82 159V160H83ZM100 159V160H99ZM31 160H33L32 162H31ZM34 161H36V163L34 162ZM70 161V162H71ZM101 162V163H100ZM105 162V161H104ZM33 163H34V166H33ZM78 165V166H77ZM86 165V166H85ZM38 167V170H37V167ZM88 166V167H87ZM105 166V167H104ZM105 169H104V168ZM33 169H36V170H33ZM42 169V170H41ZM40 170V171H39ZM88 172H87V171ZM39 171V172H38ZM104 172V174H106L105 173V171L107 172V175H108V178H106L105 179V176H107V175H104V174H102L103 172ZM40 174H38V173ZM85 173V174H84ZM101 174V175H100ZM35 175L33 176L34 178H35ZM71 175V176H72ZM103 175V176H102ZM40 176H41V178H42V180H40ZM44 178L46 179V180H44ZM103 178V179H102ZM74 180V181H73ZM95 180V181H94ZM107 180H108V182H107ZM106 181V182H105ZM5 180L4 181H0V186L2 187V191L0 190V197L2 198V199H6V201L8 200H10V201H13L14 199L12 198L14 195V198L16 197V193H15V190H14V188H13V193L14 194H12V196H11V194H7V192H10L11 190H9L10 189V186H12V184L10 185V183L9 182H5ZM65 182V183H64ZM76 182V183H75ZM104 182V183H103ZM9 183V184H8ZM63 183V184H62ZM108 183V184H107ZM5 184H7L6 185V187H5ZM2 185H4V186H2ZM108 185V189L106 188V186ZM9 186V187H8ZM60 186V187H59ZM0 187V188H1ZM13 187V186H12ZM12 187H11V189H12ZM103 187H105L106 189H104ZM9 188V189H8ZM41 188H40V190H41ZM76 188H78V189H76ZM81 188V189H80ZM103 188V189H102ZM8 189V190H7ZM49 189V190H48ZM7 190V191H6ZM78 190V191H77ZM103 190V191H102ZM49 191V192H48ZM55 191V192H54ZM66 191H68V194H70V195H68V197L69 198H67V192ZM102 191V192H101ZM100 192V193H99ZM77 193V195L75 196V194ZM78 193H79V195H78ZM98 193V194H97ZM256 193H259V191H256L255 192V194ZM53 194V195H52ZM58 194H59V196H60V198H61V200H60V202H62L63 201V203L64 204H61L60 202V206L62 205V206H65L66 207V205L68 204V205H70L71 204V206L69 207L68 205H67V208H64V210L66 211V213L65 212H63V213H65L64 215L66 216H63V218H62V211H63V207L61 206V208L62 209H60L59 207H57V204H59V203H57L58 201H59V196H58ZM80 194H81V196H80ZM83 194V195H82ZM260 194H261V196L258 194V196H257V194H256V196L257 197H262L263 195H262V192H260ZM57 196V198H56V196ZM97 195V196H96ZM10 196H11V199H10ZM73 196H75L74 197V202L73 201H71V199H73ZM78 196V197H77ZM86 196V197H85ZM55 197V198H54ZM80 197H82V198H80ZM1 198H0V202H4L3 200H1ZM252 198H254L255 199V195L252 197ZM248 199V200H245L244 202H242L240 205H242L243 204V206H240L241 208L243 207V209H240V207H239V210L242 212V210L244 211L243 212V215L245 214V213H247L248 214V212H249V210H250V205L252 206V205H254V200L253 199ZM44 199V200H43ZM47 199V200H46ZM52 199H53V201H56V202H54L53 203V201H52ZM64 199V200H63ZM65 199H67L68 201H71L72 203H65V202H67V200H65ZM70 199V200H69ZM85 199V200H84ZM88 199V200H87ZM75 200L76 201H79L78 203H80V206L78 207V206H76V208H74V205L73 204H75L76 202H75ZM94 201L93 203H92V201ZM250 200H253V202L251 201V203L252 204H250L249 202H250ZM255 200H257V198L255 199ZM246 201H248V203H247V206L249 207L247 210L246 209H244V205H245V207H246ZM78 203H76V204H78ZM88 203V204H87ZM72 205H73V207H72ZM45 206V207H44ZM50 206V207H49ZM55 206L57 207V209L55 210L54 208H55ZM68 207L69 208H71V210L72 211H70V209H69V211H70V213L68 214ZM75 210H77L76 212H78V213H76L75 211H74V213L76 214V215H73L74 213H73V210L74 209ZM78 208H80L79 210H78ZM94 208V209H93ZM67 209V210H66ZM88 209V210H87ZM91 209H92V211H91ZM57 212V211H59V210H61V213H59L58 212V214L60 215V217H61V219H60V217H59V215H57V213L55 212V211ZM46 211V212H45ZM49 211H51V212H49ZM246 211V212H245ZM53 212H54V214H53ZM83 212V213H82ZM46 213V215L44 216V214ZM56 213V214H55ZM87 213V214H86ZM49 216H48V215ZM51 214L54 216V215H56V216H58L57 218H54L53 216L51 217ZM68 214V215H67ZM72 215V216H74V217H70L69 215ZM93 214V213H92ZM94 214H95V212H94ZM93 214V215H94ZM246 214V215H247ZM76 216V217H75ZM85 216V217H84ZM67 217H70V218H72L71 220L70 219H68ZM50 218H51V221H50ZM54 218V219H53ZM66 218V219H65ZM246 218V216L244 215V220H246L245 219ZM56 219H60V220H58V222L60 223L61 222V220H62V222L64 223V221H65V223H66V226H67V224L69 225V226H64V224L63 225H61L62 224V222L59 224L58 222H56ZM65 219V220H64ZM68 219V220H67ZM90 219H92V220H90ZM66 220H67V222H66ZM72 220L73 221H75V222H72ZM48 221V222H47ZM56 223H55V222ZM71 221V222H70ZM104 221H105V219H104ZM247 221H248V219H247ZM68 222H70V223H68ZM93 224H92V223ZM95 222V221H94ZM71 223H73L72 225H71ZM45 224V223H44ZM52 224H53V226H52ZM59 224V225H58ZM90 224V225H89ZM92 224V225H91ZM60 225L61 226H63L64 228H62V227H60ZM71 225V226H70ZM93 226V227H92ZM66 228V229H65ZM91 228V229H90ZM65 229V230H64ZM89 229H90V233H91V231H93L92 233H91V238H88L89 236H88V233H89ZM59 230V231H58ZM82 230V231H81ZM58 231V232H57ZM88 231V232H87ZM70 232V233H69ZM94 232V233H95ZM65 233V234H64ZM74 233V234H73ZM75 236V238H74V236ZM87 235V236H86ZM67 236V237H66ZM71 236H73V240H77V238H78V240H77V242H76V240L75 241H69L70 240V237ZM81 236V237H80ZM87 238L88 239H90L88 242L89 243H87ZM67 240H68V242H67ZM72 240V239H71ZM83 240V241H82ZM57 241V242H58ZM64 241V242H63ZM78 241H80L79 243H78ZM56 242V241H55ZM56 242V244H58ZM74 243V242H76V243H78V244H76L75 243V245H73L74 246V250L73 249H71V247H73L72 245H71V243ZM86 242V243H85ZM70 243V244H69ZM67 244H69V246H71V247H69ZM82 244V245H81ZM94 244V242L91 244V245H93ZM68 246V247H67ZM75 246H77V247H75ZM86 246V247H85ZM91 247L90 249H92V250H88L89 248L88 247ZM57 246H56V248H58ZM95 247V248H94ZM88 248V249H87ZM98 248V247H97ZM62 250V251H61ZM64 250V251H63ZM59 251V252H58ZM70 251V252H69ZM85 251V252H84ZM117 251V250H116ZM115 251V253H118V252H116ZM56 253H54V254H56ZM114 253V252H113ZM181 253V252H180ZM86 254L88 255V256H86ZM115 255H117V254H115ZM181 255V256H180ZM183 255H184V253H181V254H177V258H178V256H180L179 258H181L182 257V259H183ZM56 256V255H55ZM58 256H56V258H57ZM83 257H84V259H83ZM116 256H114V258H115ZM55 258V257H54ZM96 258H94V259H96ZM113 258V257H112ZM178 258V259H179ZM81 260V261H80ZM83 260H85V261H83ZM179 260H181V259H179ZM93 261V260H92ZM57 262V263H56ZM88 263H91V261L90 262H88ZM92 264V263H91Z\"/></svg>",
  "mask_w": 264,
  "mask_h": 264
}]
</instances>
